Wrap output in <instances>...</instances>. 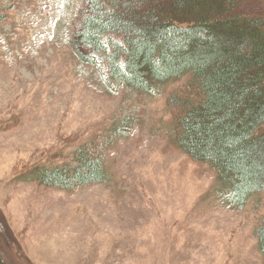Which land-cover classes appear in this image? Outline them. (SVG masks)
Instances as JSON below:
<instances>
[{
	"label": "rangeland",
	"instance_id": "374dc122",
	"mask_svg": "<svg viewBox=\"0 0 264 264\" xmlns=\"http://www.w3.org/2000/svg\"><path fill=\"white\" fill-rule=\"evenodd\" d=\"M87 1L0 0V264H264V193L236 207L180 145L171 100L192 76L144 91L85 62ZM88 148L106 182L39 181Z\"/></svg>",
	"mask_w": 264,
	"mask_h": 264
},
{
	"label": "trees",
	"instance_id": "16d2710c",
	"mask_svg": "<svg viewBox=\"0 0 264 264\" xmlns=\"http://www.w3.org/2000/svg\"><path fill=\"white\" fill-rule=\"evenodd\" d=\"M263 10L250 0H88L74 39L85 62H107L115 80L144 91L192 76L171 100L180 145L218 170L240 209L264 193ZM79 159L40 168L39 181L106 182L102 157L88 148ZM259 235L264 249V226Z\"/></svg>",
	"mask_w": 264,
	"mask_h": 264
}]
</instances>
